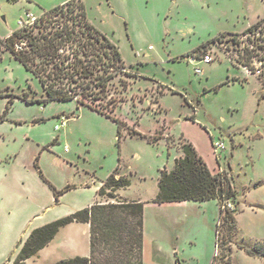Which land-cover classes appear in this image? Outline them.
<instances>
[{
	"label": "rangeland",
	"instance_id": "1",
	"mask_svg": "<svg viewBox=\"0 0 264 264\" xmlns=\"http://www.w3.org/2000/svg\"><path fill=\"white\" fill-rule=\"evenodd\" d=\"M66 1L0 0V38L19 28L26 13L38 19ZM75 1L117 47L128 75L114 77L98 103L110 117L77 107L74 100L28 103L23 96L45 97L42 85L0 46V254L7 247L0 262L17 253L11 243L15 231L14 244L38 224L87 207L120 165L130 185L118 190L116 200L144 202L143 264H209L216 201H152L159 170L172 169L181 144L188 142L212 172L232 175L243 209L236 215L235 240L242 235V245L258 247V240L264 241V66L253 62L250 70L239 64L242 44H233L227 33H241L264 18V0ZM216 37L205 55L194 53ZM205 56L210 62L202 60ZM52 134L54 144L43 148ZM216 142L224 148L215 149ZM39 170L57 190L69 186L57 203ZM50 202L46 213L30 217ZM86 236L84 224L64 227L26 264L83 256ZM248 259L234 254V264H249Z\"/></svg>",
	"mask_w": 264,
	"mask_h": 264
},
{
	"label": "trees",
	"instance_id": "2",
	"mask_svg": "<svg viewBox=\"0 0 264 264\" xmlns=\"http://www.w3.org/2000/svg\"><path fill=\"white\" fill-rule=\"evenodd\" d=\"M227 34L233 36V44H242L236 53L239 64L250 70L253 62L264 66V18L241 33ZM217 40L218 37L202 44L194 53L205 55L206 46ZM0 46L42 85L45 97L27 100L23 96L22 100L28 103L74 100L77 107L85 105L110 117L98 103L106 97L114 77L121 72L128 75L117 47L88 21L83 3L75 0L44 10L31 25L19 27L0 38ZM131 133L136 134L135 131ZM54 140L43 148L54 144ZM39 175L52 190L55 202L69 189L66 186L57 190L40 170ZM129 185L130 179L120 173L118 165L97 191L99 197L107 200L96 201L34 228L19 244L15 257L8 264H26L54 239L61 228L75 222L89 225V255H75L51 264H143L144 202L116 200V192ZM211 199L217 200L219 205L211 264H216L217 260L221 264H230L229 245L236 233L234 215L240 211L233 177L223 169L212 172L191 143H182L181 155L174 159L173 168L159 170L157 193L152 201L160 204ZM228 202L232 203L233 209L226 207ZM239 247L248 255L264 257V242L258 247Z\"/></svg>",
	"mask_w": 264,
	"mask_h": 264
},
{
	"label": "crops",
	"instance_id": "3",
	"mask_svg": "<svg viewBox=\"0 0 264 264\" xmlns=\"http://www.w3.org/2000/svg\"><path fill=\"white\" fill-rule=\"evenodd\" d=\"M34 123H37V121L36 122H34ZM56 136V135H55ZM58 136V135H57ZM54 138V134H52L51 135V138L50 139H53ZM57 141H58V138H57ZM51 142V141H50ZM102 184V183H101ZM255 185H257V184H255ZM100 187V186H99ZM99 187L97 188V190H96V194H97V191H98V189H99ZM116 193H119V191H117ZM103 197H99L98 196V198H96L95 200H94V202H96V201H103V199H102ZM238 198V197H237ZM52 202H53V199H54V196H53V193H52ZM211 200H214V201H216V204H217V206H218V209H219V205H218V202H217V200H215V199H211ZM211 200H206V201H180V202H169V203H183V204H187L188 202H192V203H196V204H202V203H205V202H208V201H211ZM105 201V200H104ZM94 202H92V203H94ZM55 203H57V202H55V200H54V204ZM91 203V204H92ZM91 204H89V205H91ZM88 205V206H89ZM246 207H248V208H250V209H252V210H254L255 208L254 207H252V204H250V203H246V205H245ZM53 207V204H51V202H50V204H46L43 208H41L40 210H37V209H35V210H33L32 212H31V216L30 217H32L33 219L34 218H37V217H39V215L40 214H44V213H46L47 212V210L48 209H50V208H52ZM209 207V206H208ZM246 207H245V209H246ZM213 209H214V206L212 207ZM263 210H264V208H263ZM243 211V209L242 208H240V211H238L237 213H235V215H234V220H235V227H236V233L233 235V238H232V240H231V242H230V245H231V254H230V259H231V264H234L235 262H234V254H245V255H247L248 256V263L249 264H264V257H260V256H252V255H248L247 253H245V251L242 249V248H240L239 247V245H242L241 243H244L245 242V239H244V237L241 235L240 237H239V240H235V237H237L238 238V228H237V220H236V215L238 214V213H241ZM218 214H219V211H218ZM47 222H49V221H47L46 220V222H42V223H40V224H38L37 225V227L38 226H41V225H43V224H45V223H47ZM73 224H84L85 226H86V228H87V236H86V240H85V251L83 252V256H88L89 255V252H90V246H89V225L88 224H86V223H71V224H68V225H66L65 227H67V226H69V225H73ZM217 224V223H216ZM64 228V227H63ZM62 229V228H61ZM60 229V230H61ZM215 229H216V225H215ZM59 230V231H60ZM16 233H17V231H15L14 232V234H13V237H12V239H11V243H12V241H13V243H12V245H14L15 246V248L17 249V251H18V249H19V244L24 240V239H20L16 244H14L15 242H14V236H16ZM58 234V233H57ZM56 234V235H57ZM28 236V235H27ZM26 236V237H27ZM215 240H216V236H215ZM260 242H264V241H259L258 240V244L260 243ZM243 246H245V247H254V245H251V244H245V245H243ZM46 247V246H45ZM44 247V248H45ZM256 247V246H255ZM6 248L7 247H5V248H3V249H1L2 250V253L4 252V251H6ZM44 248L43 249H41L39 252H38V254L36 255V256H33V257H31L30 259H33V258H36L37 256H39L40 255V253L44 250ZM210 248V247H209ZM211 251H212V249H211ZM2 253L0 254L1 256L0 257H3L4 255H2ZM212 253V252H211ZM214 254H215V248H214V252H213V256H214ZM213 256H212V258H211V260L209 261V264H211L212 263V260H213ZM6 258V257H5ZM4 258V259H5ZM3 259V260H4ZM13 258L12 257H7L4 261L3 260H1V262H0V264H8V263H10L11 262V260H12ZM30 259H28V260H30ZM27 260V261H28ZM26 261V262H27Z\"/></svg>",
	"mask_w": 264,
	"mask_h": 264
},
{
	"label": "built area",
	"instance_id": "4",
	"mask_svg": "<svg viewBox=\"0 0 264 264\" xmlns=\"http://www.w3.org/2000/svg\"><path fill=\"white\" fill-rule=\"evenodd\" d=\"M25 15H26V17H25L24 20L20 19L18 21L19 27L31 25L36 20V16H34L32 13H26ZM202 60L204 62H210V57L205 56V57L202 58ZM195 71L199 72L200 70L199 69H195ZM61 124H64V121H62ZM58 129H59V125L56 124L55 125V130H58ZM214 148L215 149H221V148H224V145H223L222 142H216V143H214ZM226 207L229 208V209H233V205L230 202H228L226 204Z\"/></svg>",
	"mask_w": 264,
	"mask_h": 264
},
{
	"label": "water",
	"instance_id": "5",
	"mask_svg": "<svg viewBox=\"0 0 264 264\" xmlns=\"http://www.w3.org/2000/svg\"><path fill=\"white\" fill-rule=\"evenodd\" d=\"M10 1H16V0H10Z\"/></svg>",
	"mask_w": 264,
	"mask_h": 264
}]
</instances>
